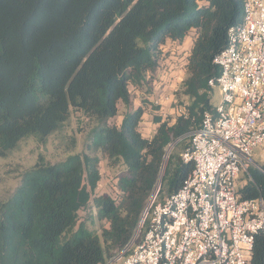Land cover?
<instances>
[{"label": "trees", "instance_id": "1", "mask_svg": "<svg viewBox=\"0 0 264 264\" xmlns=\"http://www.w3.org/2000/svg\"><path fill=\"white\" fill-rule=\"evenodd\" d=\"M242 14L243 0H0V156L26 137L43 142L72 111L90 123L85 151L39 159L0 201V264H105L124 251L158 185L163 200L193 168L182 158L187 134L213 107L208 81L220 72L213 59ZM190 32L174 92L180 110L167 115L149 100L155 129L145 136V106L132 105L130 87L150 96L163 46ZM119 104L127 110L115 124ZM102 158L124 166L116 198L92 194ZM245 180L240 199L264 198L263 172L251 167ZM89 202L105 222L100 232L88 229L90 213L79 217ZM250 264H264V229Z\"/></svg>", "mask_w": 264, "mask_h": 264}, {"label": "built area", "instance_id": "2", "mask_svg": "<svg viewBox=\"0 0 264 264\" xmlns=\"http://www.w3.org/2000/svg\"><path fill=\"white\" fill-rule=\"evenodd\" d=\"M213 62L219 100L182 153L193 168L176 192L151 197L129 244L105 264H250L264 198L240 199L246 180L236 179L251 167L264 173V0H243Z\"/></svg>", "mask_w": 264, "mask_h": 264}, {"label": "rangeland", "instance_id": "3", "mask_svg": "<svg viewBox=\"0 0 264 264\" xmlns=\"http://www.w3.org/2000/svg\"><path fill=\"white\" fill-rule=\"evenodd\" d=\"M192 35L193 33L190 32L183 41L178 43L167 42L163 46L164 58L161 60V64L153 76V100H151V103L161 107L162 112L167 115H174L177 112L169 111L172 105L175 104L170 99V96L174 94L180 84L179 78L182 76L183 64L192 45ZM130 89L132 105L142 104L145 106V113L140 122V130L144 134H151L153 130L151 121L154 111L149 104V96L139 90L134 92L132 87ZM144 97H148L147 105H144L142 102ZM166 97L169 100H166ZM218 98L219 94L216 90L211 101L216 103L219 100ZM155 100L156 102H154ZM166 101H168L167 104H165ZM126 109V107L119 104V112L111 121L119 124ZM89 130V121L81 116L80 113L72 111L69 119L59 129L47 136L43 142H38L34 137H26L20 140L16 147L11 149L7 154L0 156V201L8 198L15 190L19 184L20 175L23 170L31 167L39 159L44 163H55L65 160L72 154L85 151L89 139ZM174 144L173 142L166 148V155L171 152ZM123 169L124 166L122 163L111 166L107 160L102 158L99 162L100 180L92 194H105L113 198L117 197L119 194L116 187L117 176ZM245 179L246 175L240 174L236 179L237 185L242 184ZM87 213H90V218L86 222L88 229L100 232V226L105 225V222L98 220L96 209L91 202H89L87 207L80 210V219Z\"/></svg>", "mask_w": 264, "mask_h": 264}, {"label": "crops", "instance_id": "4", "mask_svg": "<svg viewBox=\"0 0 264 264\" xmlns=\"http://www.w3.org/2000/svg\"><path fill=\"white\" fill-rule=\"evenodd\" d=\"M172 43H176V42H172ZM177 43H178V42H177ZM185 59H186V58H185ZM184 64H185V61H184ZM184 64H183V69H182V70H183L182 76L179 78L180 82H181V80L183 79V77H184V75H185V67H184ZM155 73H156V72H155ZM180 82H179V83H180ZM135 91H136V90H134V92H135ZM150 96H151V97H150ZM150 96H149V100L151 101V100H153V99H152L153 95L151 94ZM173 98H174V94H172V95L170 96V99H172L173 102H174L175 100H174ZM166 100H169L168 97H166ZM154 102H156V100H155ZM167 103H168V101L165 102V104H167ZM122 106H123V105H122ZM134 106H135V105H134ZM126 110H127V109H126ZM126 110H125V112H126ZM179 110H180V109H178L177 106H173V105H172V107L169 109L170 112H172V111H177V112H178ZM151 122H152V121H151ZM152 124H153V130H152V133H151V134H144V133H143V135H145V136H151V135L154 133L155 124H154L153 122H152Z\"/></svg>", "mask_w": 264, "mask_h": 264}, {"label": "water", "instance_id": "5", "mask_svg": "<svg viewBox=\"0 0 264 264\" xmlns=\"http://www.w3.org/2000/svg\"><path fill=\"white\" fill-rule=\"evenodd\" d=\"M187 135H188V134H187ZM187 135H182L181 137H179L178 139H176V140L174 141V143H175L177 140H179V139H181V138H183V137H185V136H187ZM160 181H161V177H160V179H159V184H160ZM158 189H159V185H158V188H157L155 194L157 193Z\"/></svg>", "mask_w": 264, "mask_h": 264}]
</instances>
